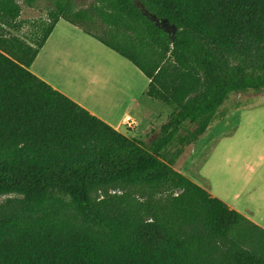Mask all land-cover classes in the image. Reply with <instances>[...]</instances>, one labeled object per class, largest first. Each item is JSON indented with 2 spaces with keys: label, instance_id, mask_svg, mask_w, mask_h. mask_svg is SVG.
I'll return each instance as SVG.
<instances>
[{
  "label": "trees",
  "instance_id": "16d2710c",
  "mask_svg": "<svg viewBox=\"0 0 264 264\" xmlns=\"http://www.w3.org/2000/svg\"><path fill=\"white\" fill-rule=\"evenodd\" d=\"M96 9L111 40L87 32L176 108L146 148L31 71L39 49L0 23V264H264L235 244L221 257L206 250L204 235L264 242V232L159 154L186 122L197 139L232 91L264 88V0H103ZM144 10L176 26L175 39ZM141 45L158 46L150 67L136 60Z\"/></svg>",
  "mask_w": 264,
  "mask_h": 264
},
{
  "label": "rangeland",
  "instance_id": "374dc122",
  "mask_svg": "<svg viewBox=\"0 0 264 264\" xmlns=\"http://www.w3.org/2000/svg\"><path fill=\"white\" fill-rule=\"evenodd\" d=\"M15 1L18 7L12 12L6 11V7H2L4 8L2 9L0 6V23L10 33L23 38L39 49L36 58L28 68L44 75L69 94L81 96L99 109L102 107L96 105L94 100H97L96 97L102 83L103 86L112 85L115 89L118 87L123 91L124 100L116 99V104H122L131 96L128 89L121 88L119 78H122V82L132 83V91H135L133 98L136 99L140 96L142 104L148 107L150 114L154 115L152 117L128 113L124 116L122 124L126 126L124 127L126 135L137 138L143 146L150 149L153 143L162 136V125L169 121L171 113L176 108L163 99L148 94L152 79L147 77L138 65L115 50L119 55L132 62L144 77H141L143 75H140L139 71L138 74L135 73L128 65H120L115 55L109 56L106 53V56H101L95 63L91 61L90 67L87 69L85 59L81 57L85 54V48L79 47L77 41L71 40L64 43H58V41L50 43L49 41L51 35L56 34L55 36L58 37L65 27L78 28L82 34L87 33L97 40L99 39L88 33L87 30L111 40L107 34L108 24L98 18L96 13V7L101 6L103 0ZM94 8L96 14L93 12ZM85 11H91L94 14L93 20L85 18ZM140 47L135 52L139 64L150 67L153 62L158 61L160 56L157 45H150L145 49L143 45ZM50 49L52 52H49ZM41 51L43 53L38 57ZM170 55L168 53L166 58ZM10 57L16 59L12 55ZM164 64L165 61L161 66ZM160 69L157 72H160ZM194 95L195 93L189 97ZM134 99L128 109L133 108ZM122 111L123 108L116 115L120 116ZM131 112L133 111L131 110ZM195 128L196 124L190 122L181 126L169 138L167 144L160 149V157L198 184L203 185L211 194L219 191L225 192L228 175L224 170L220 173L219 165L225 166L226 150L235 148L241 141L247 140L249 135L256 133L260 157L254 161L258 168L253 169L249 166L247 174H249L248 178L260 179L264 182V88L232 91L221 103L207 129L197 139L190 140V133ZM232 209L242 214L246 220L264 232V227L255 222V216L259 215V210L254 209L248 215L236 208ZM204 237L206 250L215 256H224L229 253L228 249L235 245L264 255V242L262 241H242L237 244L230 237H209L208 235H204Z\"/></svg>",
  "mask_w": 264,
  "mask_h": 264
},
{
  "label": "crops",
  "instance_id": "0c3cea01",
  "mask_svg": "<svg viewBox=\"0 0 264 264\" xmlns=\"http://www.w3.org/2000/svg\"><path fill=\"white\" fill-rule=\"evenodd\" d=\"M55 35L56 34L51 35L49 40L50 43H53L54 41H58V43H64L75 40L77 41L79 47L85 48V54H83L81 57L85 59V67L87 69L90 67L89 64L91 63V61L95 63L98 58L105 55L106 53L109 54V56L115 55L120 65H128L135 73L138 74L139 70L135 65L132 64V62L119 55L117 52L110 49L99 40L91 37L87 33L82 34L81 30H79L78 28L65 27L63 29V32L58 37H56ZM42 51L39 53L38 57L42 55ZM49 52H52V49H50ZM34 73L86 107L91 113L102 118L124 134H127L124 128L126 126L122 123L126 114L133 113L136 115L141 114L143 116L150 115L152 117L154 115L152 113L150 114V111H148V107L142 104L140 96L136 99L133 98L135 91H132V83L122 82V78H119V85L122 89H128L131 93V96L122 104H116V99L120 98L124 100L123 91L118 87H116L115 89L112 85H107V87L103 86L102 83L96 97L97 100H94V103L96 105L102 107V109H99L91 103L85 101L81 96H77L71 93L69 94L67 91L53 84L44 75L38 72ZM139 73L141 72L139 71ZM140 75H143V73H141ZM141 77H144V75ZM106 98H108L109 100L107 101ZM133 99L135 100V104L133 108L128 109L129 106L133 103ZM122 108L123 111L121 112V115L117 116L116 114H118V112H120ZM131 110L133 112H131ZM257 143L259 142L256 137V133H253L249 135L247 140L241 141V143L235 148L226 150L225 166H223V164L219 165L221 171L220 173H222L224 170L228 175L226 179V190L225 192L219 191L218 193L216 192L212 195L222 199L231 208H236L237 210L247 213L248 215L249 212L253 211L254 209L259 210L258 213L260 212L261 214L259 213L258 216H255V222L264 227V182L260 181V179H252V177L248 178L249 174H247L249 166L253 169L255 167L258 168L257 164L254 161V159H258V157H260V154L258 152L259 146Z\"/></svg>",
  "mask_w": 264,
  "mask_h": 264
},
{
  "label": "water",
  "instance_id": "95a60500",
  "mask_svg": "<svg viewBox=\"0 0 264 264\" xmlns=\"http://www.w3.org/2000/svg\"><path fill=\"white\" fill-rule=\"evenodd\" d=\"M144 14L149 17L156 25L160 26L161 28H163V30L170 35V37L172 38V40L175 39L178 29L176 26L174 25H170L167 19H158L155 16H153L152 14H150L147 11H143Z\"/></svg>",
  "mask_w": 264,
  "mask_h": 264
}]
</instances>
